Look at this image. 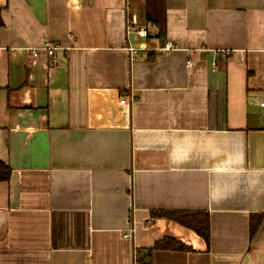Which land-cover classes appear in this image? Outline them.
<instances>
[{"label":"crops","instance_id":"1","mask_svg":"<svg viewBox=\"0 0 264 264\" xmlns=\"http://www.w3.org/2000/svg\"><path fill=\"white\" fill-rule=\"evenodd\" d=\"M0 7V264H264V0Z\"/></svg>","mask_w":264,"mask_h":264},{"label":"trees","instance_id":"2","mask_svg":"<svg viewBox=\"0 0 264 264\" xmlns=\"http://www.w3.org/2000/svg\"><path fill=\"white\" fill-rule=\"evenodd\" d=\"M0 7V26L4 25L2 16H1ZM158 27L157 33L163 30V25L161 23H154ZM160 28V29H159ZM11 175V167L5 162H0V179L8 180ZM153 216L155 217H167L169 219L174 220L177 223L185 225L195 230L207 243H210V234H211V224L209 219V214L205 211H161V212H153ZM260 219L258 217L257 221ZM258 225V223H257ZM256 225V226H257ZM255 229H253L254 232ZM191 250L192 247L184 243L183 241L176 240L170 236H164L162 239L157 240L154 246L149 247L147 253L144 256L138 257L139 264H147V258L152 255L154 250Z\"/></svg>","mask_w":264,"mask_h":264},{"label":"built area","instance_id":"3","mask_svg":"<svg viewBox=\"0 0 264 264\" xmlns=\"http://www.w3.org/2000/svg\"><path fill=\"white\" fill-rule=\"evenodd\" d=\"M152 28H153L154 30H157V26H156L155 24H153ZM134 31H136L138 34H140V35H142V36H145V37L149 36L148 28H146V27H144V26H141V28L135 29ZM44 48L47 50V52H49V54H54V52H53V50L55 49L54 46H52V45H50V44H46V46H45ZM174 48H177V45H174V44H172V43H170V42H168V43L165 45V47H164V49H166V50H173ZM32 53H34V55H38V53H37V47H34V48L32 49ZM133 99H137V98L134 97ZM133 99H132V100H133ZM121 102H122L123 104H126V103L128 102V100H127V99H122ZM260 106H261V108H262V111H263L262 114H263V116H264V98L260 101ZM136 264H139V263H138V258H137V260H136Z\"/></svg>","mask_w":264,"mask_h":264}]
</instances>
